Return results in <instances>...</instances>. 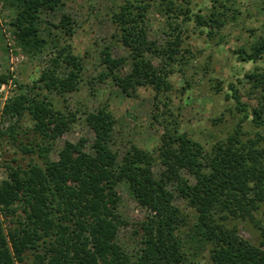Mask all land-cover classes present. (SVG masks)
I'll use <instances>...</instances> for the list:
<instances>
[{
    "label": "trees",
    "instance_id": "16d2710c",
    "mask_svg": "<svg viewBox=\"0 0 264 264\" xmlns=\"http://www.w3.org/2000/svg\"><path fill=\"white\" fill-rule=\"evenodd\" d=\"M4 1L16 9L11 26L17 46L31 57L47 44L55 48V53L42 71V84L35 81L26 91L19 86L21 92L4 106V113L17 121L28 116L32 132L40 136L41 143H31L22 150L37 154L44 163H31L27 169L10 168L7 179L0 183V264H21L27 253L38 264H184L179 237L184 217L173 204L170 185L197 213L201 237L214 244L211 258L216 264H257L245 245L243 250H235L237 236L221 221L229 216L237 218L241 208L253 212L264 204V69L246 75L252 88L260 92L255 107L248 111L238 94L232 95L245 118H251L256 129L253 141L242 143L236 136L230 137L213 146L207 160L201 161V145L184 133L166 131L157 149L144 151L131 145L119 156L112 149L114 118L107 109H101L85 113V123L94 134L92 142L80 139L76 144L66 143L58 153V162L50 163L48 141L68 130L75 115L56 110L47 96L31 95L36 89L61 97L77 91L83 64L69 45L60 46L53 33L65 29L64 34L71 36V29H66L69 18L63 15L59 25L43 20V15L53 11L61 0ZM120 1L111 23L117 40L128 49L129 59H112L109 53H102L107 69L103 77H110L127 94L149 86L158 103L166 107L170 72L158 70L152 59L174 52L179 37L176 35L166 49H160L147 36L145 20L150 4L146 0ZM159 5L174 13V0H161ZM217 9L208 17L196 16L198 23L219 27ZM239 55L242 60L259 59L264 55V38L249 53L243 49ZM62 64L67 68L65 76L58 73ZM123 66L129 67V73L121 77L117 72ZM7 81L6 75L0 76V85ZM16 130L10 126L0 135L15 140ZM157 164L164 167L158 175L153 170ZM183 170L190 172L193 183L181 175ZM121 182L148 213L134 256L111 242L121 223L115 213V187ZM18 204L23 206L24 219L5 232L1 218L13 216ZM253 251L264 264V248Z\"/></svg>",
    "mask_w": 264,
    "mask_h": 264
},
{
    "label": "rangeland",
    "instance_id": "374dc122",
    "mask_svg": "<svg viewBox=\"0 0 264 264\" xmlns=\"http://www.w3.org/2000/svg\"><path fill=\"white\" fill-rule=\"evenodd\" d=\"M146 1L150 4L145 20L148 40L154 41L160 49H166L167 43L175 41L176 35L179 37L174 52L170 55L165 52L160 58L152 59L158 70L170 72L171 89L166 94V107L158 103L149 86L129 90L127 94L117 88L110 77H103L107 69L102 53H109L112 59H129V51L117 40L111 23L112 13L117 11L120 0H61L53 11L43 15V20L52 25H59L63 15L69 18L70 25L66 29H71V36L64 34L65 29H55L53 33L60 40V46L69 45L83 64L77 91L61 97L36 89L31 95L47 96L56 110L64 115H75L68 130L48 141L51 149L47 160L50 163L58 162V153L66 143L76 144L80 139H86L88 144L92 142L94 134L85 123V113L101 109H107L114 118L112 149L119 156L131 145L144 151L157 149L166 131L184 133L201 145V161L207 160L213 146L230 137L236 136L242 143L255 139L256 129L251 118H245L232 95L237 93L240 103L247 105L248 111L259 99L260 92L252 88L246 75L264 69V55L254 61L243 55L242 60L239 51L244 49L249 53L264 38V0H174V13L165 11V7L159 5L161 0ZM216 9L219 27L210 22L209 25L198 23L196 16L208 17ZM15 18L14 6L0 0V76L8 77L4 83L7 99L0 96V134L10 126L17 127L15 140L0 135V183L7 179L10 168L27 169L31 163H44L37 154L22 150L31 143H41L40 136L32 132L28 116L17 121L4 113V106L19 92L40 81L42 71L55 53V48L47 44L35 56L25 54L16 44L11 26ZM58 73L66 75L65 64L60 66ZM127 73L128 66L117 72L121 77ZM163 169L157 164L153 170L158 175ZM181 175L193 183L188 170H183ZM168 188L174 196L173 204L184 217L179 230L184 264H216L211 258L214 244L201 237L197 213L179 196L174 185ZM115 195V213L121 223L111 242L134 256L140 246L141 224L148 213L132 197L125 183L116 185ZM14 207L13 216L1 218L5 232L14 228L16 221L24 219L23 206ZM237 211V218L229 216L221 222L235 232V250L248 247L250 257L262 264L253 250L264 248V204L257 211L250 212L245 208ZM21 264L38 263L31 253H27Z\"/></svg>",
    "mask_w": 264,
    "mask_h": 264
},
{
    "label": "built area",
    "instance_id": "2783aa9c",
    "mask_svg": "<svg viewBox=\"0 0 264 264\" xmlns=\"http://www.w3.org/2000/svg\"><path fill=\"white\" fill-rule=\"evenodd\" d=\"M3 95L4 99H7L6 86L4 84L0 85V96Z\"/></svg>",
    "mask_w": 264,
    "mask_h": 264
}]
</instances>
